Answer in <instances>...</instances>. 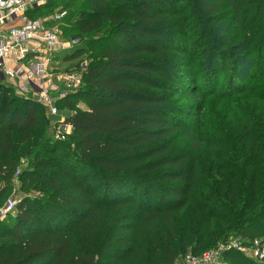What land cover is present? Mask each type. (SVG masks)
Returning a JSON list of instances; mask_svg holds the SVG:
<instances>
[{
    "label": "trees",
    "instance_id": "obj_1",
    "mask_svg": "<svg viewBox=\"0 0 264 264\" xmlns=\"http://www.w3.org/2000/svg\"><path fill=\"white\" fill-rule=\"evenodd\" d=\"M72 1L66 72L86 71L58 102L68 139L0 79V206L23 160L21 191L39 194L0 221V264H173L264 237V0Z\"/></svg>",
    "mask_w": 264,
    "mask_h": 264
},
{
    "label": "built area",
    "instance_id": "obj_2",
    "mask_svg": "<svg viewBox=\"0 0 264 264\" xmlns=\"http://www.w3.org/2000/svg\"><path fill=\"white\" fill-rule=\"evenodd\" d=\"M48 1L0 0V71L13 74L19 81L16 89L20 95L32 96L54 117L60 114L58 101L82 87L86 67L84 64L79 71L64 73L48 71L44 54L67 51L73 46L72 42L63 40L62 21L66 11L56 10L48 17L31 16L32 10L45 6ZM72 131V125L65 119L52 126V136L58 141H66ZM20 173L19 169L13 191L18 187ZM16 208L17 202L9 197L0 206V221L14 215ZM232 249H248L252 259L264 262V241L256 239L247 248L237 239L201 255L188 253L173 264H218L223 252Z\"/></svg>",
    "mask_w": 264,
    "mask_h": 264
},
{
    "label": "rangeland",
    "instance_id": "obj_3",
    "mask_svg": "<svg viewBox=\"0 0 264 264\" xmlns=\"http://www.w3.org/2000/svg\"><path fill=\"white\" fill-rule=\"evenodd\" d=\"M77 7H78V4H75L74 3V1H72V0H64L62 3H60L59 5H58V7L55 9V11L56 10H66V12H68V14H73V12H76V9H77ZM75 14V13H74ZM65 26H72V22H70V21H66L65 22ZM72 38V36L70 35V34H67L65 31H64V38H63V40L64 41H66V42H68L70 39ZM81 45L79 44V45H76V47L74 48V47H72V48H70L69 50H67V51H58V52H56L55 54H51V53H45L44 54V57L46 58V66L49 68V72H55V73H57V72H59V73H62V72H66V71H68V70H73L75 67V65L74 64H76L77 62H79V61H77L76 63H65V61H64V58L66 57V56H68L69 54H71L72 52H74L76 49H77V47H80ZM83 59L84 58H86V55L84 56V57H82ZM9 61V60H8ZM10 62V61H9ZM88 63V62H87ZM0 79H1V81H3V83H5V84H7V85H9V86H13V88H14V90H15V92L16 93H18V94H20L19 92H18V90L16 89V86H17V84L19 83V81H18V79H16L15 78V76L13 75V74H11V73H7V72H4V71H0ZM189 101V99H187L186 98V102H188ZM190 102V101H189ZM78 108H82V109H86V107L83 105V104H79L78 105ZM68 113H70V112H68V111H66V110H62V112H61V116L62 117H66L67 115H68ZM59 122V121H58ZM52 124L54 125V124H56V123H54V120H53V122H52ZM52 131V130H51ZM173 150H175L176 152H184V153H189V154H191V155H193V154H196V155H199V156H201V157H204L205 155H206V153H207V150L206 149H202V150H200V151H192L190 148H189V146L186 144V142H185V140L182 138V137H178L175 141H174V143H173ZM26 166H27V163L23 160V161H21V171L22 170H24L25 168H26ZM18 185V187H17V189L15 190V191H13L12 192V194L9 196V197H13L14 198V200L18 203V201L20 200V199H22L26 194H29V196H39V194H30V193H26V192H22L21 191V188H20V183H18L17 184ZM8 197V198H9ZM13 216V215H12ZM11 216V217H12ZM185 214H182V215H180L179 217H178V219H179V221L180 222H182V224L187 220L186 218H185ZM9 218V217H8ZM7 219V218H6ZM6 219H4V220H6ZM4 220H1V221H4ZM237 239H239V238H236V237H233L232 239H229V241L228 242H230V240H237ZM259 240H261V241H264V237H259L258 238ZM227 242V243H228ZM226 244V243H225ZM222 245V244H221ZM221 245H219V246H217V247H215V248H212V249H208V250H206V251H204V253L205 252H210V251H213V250H216V249H218V248H220V246ZM233 250H236V249H233ZM227 251H229V250H227ZM238 251V250H237ZM192 251L191 250H189V251H187L186 253H185V255L186 254H188V253H191ZM226 251H224L223 252V254L225 253ZM239 252H242L243 254H245V256L247 257V258H249V259H252V257H251V253H250V251L248 250V249H244L243 251H239ZM185 255H182V256H180L178 259H177V261L179 260V259H181L182 257H184ZM218 264H228L224 259H222Z\"/></svg>",
    "mask_w": 264,
    "mask_h": 264
},
{
    "label": "crops",
    "instance_id": "obj_4",
    "mask_svg": "<svg viewBox=\"0 0 264 264\" xmlns=\"http://www.w3.org/2000/svg\"><path fill=\"white\" fill-rule=\"evenodd\" d=\"M57 73H59V72H57ZM62 73H64V72H62ZM52 118L55 120L54 123H57L58 121H61V120L65 119V117L61 116V111H60V114L58 116H54Z\"/></svg>",
    "mask_w": 264,
    "mask_h": 264
},
{
    "label": "water",
    "instance_id": "obj_5",
    "mask_svg": "<svg viewBox=\"0 0 264 264\" xmlns=\"http://www.w3.org/2000/svg\"><path fill=\"white\" fill-rule=\"evenodd\" d=\"M79 40L77 39H73L72 42H73V45H76L78 43Z\"/></svg>",
    "mask_w": 264,
    "mask_h": 264
}]
</instances>
